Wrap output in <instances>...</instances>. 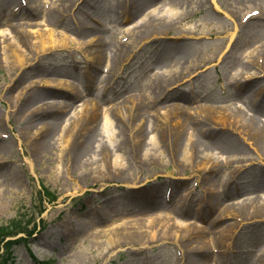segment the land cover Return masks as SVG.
<instances>
[{"label":"rangeland","instance_id":"obj_1","mask_svg":"<svg viewBox=\"0 0 264 264\" xmlns=\"http://www.w3.org/2000/svg\"><path fill=\"white\" fill-rule=\"evenodd\" d=\"M3 11L0 225L23 232L8 238H23L10 264L260 263L264 0H0ZM126 224L137 241L115 237Z\"/></svg>","mask_w":264,"mask_h":264},{"label":"bare ground","instance_id":"obj_2","mask_svg":"<svg viewBox=\"0 0 264 264\" xmlns=\"http://www.w3.org/2000/svg\"><path fill=\"white\" fill-rule=\"evenodd\" d=\"M6 16V12L5 11H3V12H0V17H5ZM42 40V39H41ZM48 40L50 41V42H52V44H51V46L50 47H52V46H54V41H53V34H49L48 35ZM43 41V40H42ZM56 46V45H55ZM29 100H30V98L28 97V98H26L25 99V102H26V104L29 102ZM136 112L138 113V115H139V111H138V109L136 108ZM98 116H100V112L97 110V109H94V110H92V113H91V115H90V117L89 118H87V119H89L87 122H85V125L88 127L90 124H92V123H94V118H97ZM93 125V124H92ZM104 126L105 127H107V129H109V131H111V128H110V121L109 120H107L106 119V122H104ZM54 127H55V123H52L51 125H50V127H49V129H47V131L45 132L46 134H45V136L43 137V139L41 140V142H38V143H36V146L34 147V150L36 151L37 150V148L39 147V148H41V149H43L44 147H45V143L47 142V141H49V139L51 138L50 137V135H52V132H54ZM108 131V132H109ZM84 133V132H83ZM75 135H76V132H75V134H74V137H75ZM40 136H41V134H40ZM90 137V136H89ZM83 134H81V135H79L78 136V139H77V141H75L74 142V144L72 145V147H71V144L69 145L68 144V142H69V139H68V141L67 142H65L64 144V149L65 148H67V146H68V150H67V152L68 151H72L73 152V163L75 164V161H77V160H79V159H81V155L83 154V153H85V152H87L88 151V147H89V144H90V139L89 138H85V139H83ZM176 139H178V138H176ZM256 140H257V143H259L260 142V138H259V136H257V138H256ZM37 141V140H36ZM35 141V142H36ZM177 143L178 144H180V142H179V139H178V141H177ZM68 144V145H67ZM66 150V149H65ZM135 195V194H134ZM135 198H145L146 199V201H150V202H153L154 203V200L153 199H151L152 197L151 196H143V195H141V194H139V193H136V195H135ZM149 199V200H148ZM114 235H115V237H117V238H121L122 240H124L125 242H134V241H137L138 239H139V237H141V234L140 233H138L136 230H134V229H132L131 228V226L130 225H125L124 227H123V230H120V232L119 233H114ZM153 236V235H152ZM151 236V237H152ZM73 239L72 238H70L69 239V242H71ZM110 240H111V242L110 243H113V241H114V239L112 238V236H111V238H110ZM109 243V244H110ZM80 257H83L82 255H79ZM259 262L260 263H258V264H264V258L263 259H261V260H259Z\"/></svg>","mask_w":264,"mask_h":264},{"label":"trees","instance_id":"obj_3","mask_svg":"<svg viewBox=\"0 0 264 264\" xmlns=\"http://www.w3.org/2000/svg\"><path fill=\"white\" fill-rule=\"evenodd\" d=\"M45 192L47 190L44 189L43 194H39L45 196ZM55 198H51L49 201L53 202ZM17 222L13 221L8 225H0V264H10L11 262V248L14 244L19 243V241L23 238H18L16 240H8V238H12L19 233H23L22 231L18 230ZM23 241V240H22Z\"/></svg>","mask_w":264,"mask_h":264}]
</instances>
